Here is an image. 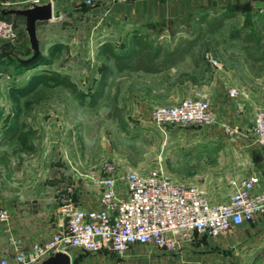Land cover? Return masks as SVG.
<instances>
[{
    "label": "rangeland",
    "instance_id": "374dc122",
    "mask_svg": "<svg viewBox=\"0 0 264 264\" xmlns=\"http://www.w3.org/2000/svg\"><path fill=\"white\" fill-rule=\"evenodd\" d=\"M97 1L94 0L90 6L75 4L72 9L54 7L50 19L37 22L36 36L44 62L22 70L15 61V54L20 57L30 54L23 17L8 15L14 21L16 34L12 40L0 43V151H20L28 166H36L38 170L53 168L59 170L60 176L67 173L65 170L84 172L98 166L103 159L113 160L122 168L142 171L159 165L169 177L170 172L175 173L179 168L184 173L180 176L183 179L189 174L188 167L191 166L192 171L197 172V175H192L193 180L204 185L217 184L214 194L217 200L223 199L231 186L228 183L229 176L221 173L225 162L219 160V166H216L215 157L226 156L227 146L241 145L238 138L245 132L249 133L251 122L241 128L238 126L241 134L233 135L223 132L216 125L165 124L162 128L157 127L146 119L143 111L140 115L142 118L136 117L137 112L133 111L131 105V85L140 87L149 98L158 100L150 104L151 107L167 104L172 99L169 93L150 90V87L163 82L164 78L147 73L136 75L132 71H112L102 95L93 105H88L87 100L102 70L111 67V61L105 60L97 51L99 43L105 40L96 39L94 32L95 26L103 25L93 21L99 15L93 12ZM233 2L196 0L193 3V18L197 19L203 12L211 15L225 4ZM236 3H241V0H236ZM243 21V14L236 11L235 16L225 18L220 27L204 30L191 54L167 70L175 72L178 81L189 80L196 85H207L215 71L221 72V68L233 69L239 79L248 83L255 81L249 76L250 72L261 75L264 83V66H251L244 59L239 41L228 36V32L241 27ZM187 23L190 25L189 30L184 26ZM183 24L176 27L172 39L155 36L153 39L166 44L175 41L180 34L192 37L196 29L193 23ZM200 28L203 30L204 25H200ZM118 40L121 41L120 38ZM206 55L211 56L215 63L210 62ZM37 72L49 78L55 73H67L85 102L79 103L74 95L61 86L44 85H39L16 101V96L28 84L31 75ZM14 123L24 132V143L15 138L7 142L1 139L4 127ZM210 134L225 139L203 141L202 138ZM211 146L216 149L200 154L205 147ZM13 160L10 171L19 169L18 159ZM57 213L61 220L58 210ZM261 250L264 255V243ZM73 252L70 250L71 264H88L86 258L91 255L83 250ZM100 260L101 264H105L113 259L105 254L100 256Z\"/></svg>",
    "mask_w": 264,
    "mask_h": 264
},
{
    "label": "crops",
    "instance_id": "0c3cea01",
    "mask_svg": "<svg viewBox=\"0 0 264 264\" xmlns=\"http://www.w3.org/2000/svg\"><path fill=\"white\" fill-rule=\"evenodd\" d=\"M6 1L8 2L7 6L4 3ZM195 1L98 0L93 6V12L99 15H96L93 21L95 23L99 21L103 25L95 26L96 39L119 43L117 42L119 38L122 40L124 36L135 30L146 33L152 42L155 41L154 36L165 39L171 37L172 39V34L176 33L178 25L192 22V9L195 6L193 4ZM234 1L236 2V0ZM241 2L248 5L250 13V20L243 21L241 25L244 24L247 29H254L257 13L264 7V0H241ZM79 3L90 6L84 0H52V9L54 7L72 9L75 4ZM4 6L5 8L21 7L17 0H0V9ZM184 26L189 30L188 23L187 26ZM173 42L169 41L166 45L169 46ZM247 70L250 71L248 68ZM146 73L153 74L156 78H164L163 82L150 87V90L169 93L172 99L167 104L176 103L186 96H203L209 100L211 109L217 117L240 128L251 122L253 107L264 102L263 76L254 75L251 72L249 76L255 81L248 83L239 79L233 69L221 68V72L215 71L207 85L203 83L196 85L189 80L178 81L177 74L167 69L155 73L134 71L136 75ZM230 85L241 90L246 94L245 97L227 96L226 88ZM131 87L134 91L131 95V105L133 111L137 112L136 117L142 118L140 115L143 111L148 120L147 113L150 109L148 107L158 100L149 98L147 93L140 90V87H133V85ZM141 87L143 86L141 85ZM202 139L205 142H211L214 139L225 138L210 134ZM238 139L242 144L227 146V155L221 158L216 156L214 165L219 166V160L222 163L225 162L221 173L228 175V180L255 174L257 182L253 189L263 188L264 158L260 156L257 148L248 143L246 138L240 136ZM199 149L204 148L200 147ZM215 149L212 146L205 147V150L200 151V154ZM23 156L20 151L11 153V149L0 151V205L6 207L9 212L7 223L0 222V255L12 253V247L6 240V227L12 234L20 237L26 245L33 241L45 240L58 227L61 220L57 213V193L63 185L67 183L74 185V197L78 204L84 207L98 206V189L85 176L81 175L82 170L75 172L65 170L67 173L60 176L59 170L53 168L38 170L36 166H28ZM15 158L18 159L19 169L10 171L9 168ZM188 168L189 174L185 179L180 177L184 173L179 168L175 173L170 172V177L182 183L198 186L211 201H224L227 198L231 187L223 199L217 200L214 192L218 185L199 184L192 178V175H197V172H193L191 166ZM263 243L264 214H257L251 222H243L230 230L214 235L194 232L190 239L180 240L172 251L133 244L120 254L112 251L87 252L91 256L86 260L88 264H101L100 256L107 254L113 260L105 264H264V255L261 252ZM72 250H74L73 253H76L78 249Z\"/></svg>",
    "mask_w": 264,
    "mask_h": 264
},
{
    "label": "built area",
    "instance_id": "2783aa9c",
    "mask_svg": "<svg viewBox=\"0 0 264 264\" xmlns=\"http://www.w3.org/2000/svg\"><path fill=\"white\" fill-rule=\"evenodd\" d=\"M42 1L17 3L25 7ZM4 3L8 5L7 1ZM15 34L14 21L0 16V43L12 40ZM206 57L215 63L211 56ZM226 94L232 98L246 95L232 85L226 88ZM147 117L160 128L165 124L216 125L229 135L241 134L237 125L217 117L209 100L199 95L182 97L174 104L153 105ZM242 135L264 158V102L253 107L249 133ZM81 175L97 187L98 206L78 204L74 185H64L57 193L61 218L58 227L45 240L27 245L6 227L12 253L0 255V264H36L49 251L57 250L69 255L72 249L120 254L133 244L172 251L180 240L190 239L194 232L214 235L264 214V187L253 189L257 182L255 174L230 178L232 189L224 201H211L198 186L170 178L159 165L142 171L103 159ZM8 219L7 208L0 205V222L7 223Z\"/></svg>",
    "mask_w": 264,
    "mask_h": 264
},
{
    "label": "trees",
    "instance_id": "16d2710c",
    "mask_svg": "<svg viewBox=\"0 0 264 264\" xmlns=\"http://www.w3.org/2000/svg\"><path fill=\"white\" fill-rule=\"evenodd\" d=\"M247 6L248 5L243 2H233L225 4L211 15H209L208 12H203L197 19H192V23L196 28L195 34L192 37H186L180 34L169 46L159 40L152 42L148 39L146 33L137 30L127 34L119 43H113L109 40L100 42L97 46L98 54L105 60H110L111 67L102 70L95 84V88L89 95L87 104L93 105L102 95L107 77L112 71H142L155 73L168 69L181 61L184 56L191 54L194 45L201 37L204 30H212L220 27L223 20L235 16L236 11H240L243 14L244 21H249L250 13ZM8 15L9 14L3 15L0 13L2 17L8 18ZM200 25H204L203 30L200 28ZM228 36L231 39L239 41L240 50L251 66H264V7L257 13L254 29H247L246 26L242 24L241 27L232 28L228 32ZM15 61L20 70L44 62L40 53L28 61L19 62L16 58ZM39 85L47 87L61 86L74 95L79 103L85 102L83 95L79 92L77 86L67 73H55L49 78L42 72L31 75L28 84L25 85L21 93L16 96V101L20 96L27 95L34 91ZM21 124L28 127L25 122ZM2 137L6 140L15 138L21 143L25 142V134L19 130L16 123L5 126L2 130ZM85 252L87 253V251Z\"/></svg>",
    "mask_w": 264,
    "mask_h": 264
},
{
    "label": "water",
    "instance_id": "95a60500",
    "mask_svg": "<svg viewBox=\"0 0 264 264\" xmlns=\"http://www.w3.org/2000/svg\"><path fill=\"white\" fill-rule=\"evenodd\" d=\"M3 15L15 14L23 17V28L27 35V42L30 48V54L26 57H20L15 54L17 61H28L39 53L38 41L36 36V23L48 20L52 17V4L49 0L40 3H33L25 7H7L1 8ZM36 264H71L70 255L62 250L49 251Z\"/></svg>",
    "mask_w": 264,
    "mask_h": 264
}]
</instances>
